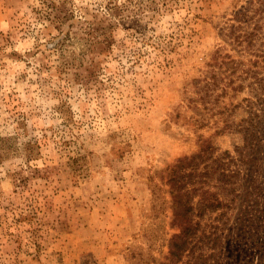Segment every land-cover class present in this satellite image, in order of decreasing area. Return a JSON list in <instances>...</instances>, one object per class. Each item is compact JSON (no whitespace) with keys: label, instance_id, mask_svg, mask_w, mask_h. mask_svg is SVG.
I'll return each mask as SVG.
<instances>
[{"label":"rangeland","instance_id":"374dc122","mask_svg":"<svg viewBox=\"0 0 264 264\" xmlns=\"http://www.w3.org/2000/svg\"><path fill=\"white\" fill-rule=\"evenodd\" d=\"M0 264H264V0H0Z\"/></svg>","mask_w":264,"mask_h":264},{"label":"trees","instance_id":"16d2710c","mask_svg":"<svg viewBox=\"0 0 264 264\" xmlns=\"http://www.w3.org/2000/svg\"><path fill=\"white\" fill-rule=\"evenodd\" d=\"M131 2H132V0H129V3H131ZM126 6H129V4L127 3ZM118 7H119V5H118ZM116 8H117V6H113L110 9L113 10V9H116ZM198 156L200 157V154H198ZM186 231L188 233V230L186 229L185 232H183L180 235L176 236V237H181L182 238V240H183L182 241V244H179L178 243V240H176V242H172V250H173L172 253H173V255H179L181 253L182 249L184 248L183 243H185L186 240H187V233H186Z\"/></svg>","mask_w":264,"mask_h":264}]
</instances>
